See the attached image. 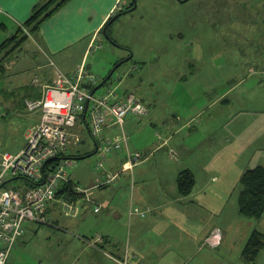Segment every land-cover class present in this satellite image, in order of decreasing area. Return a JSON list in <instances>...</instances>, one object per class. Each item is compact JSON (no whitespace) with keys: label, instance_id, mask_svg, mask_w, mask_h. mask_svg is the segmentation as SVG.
Masks as SVG:
<instances>
[{"label":"rangeland","instance_id":"1","mask_svg":"<svg viewBox=\"0 0 264 264\" xmlns=\"http://www.w3.org/2000/svg\"><path fill=\"white\" fill-rule=\"evenodd\" d=\"M72 1L76 8L90 2L94 3L99 12L104 7V3L99 0ZM129 1L127 6L122 1L117 4L116 13L125 10L133 0ZM135 2V10L117 19L107 30L115 44L102 32L91 53L84 58L83 63L87 68L95 63V70L92 72L99 85L118 62L131 57L97 93L128 90L131 93L119 94L120 100L133 94L147 109L148 106L155 109L158 118L152 123L156 122L154 125L158 126H153L148 118L141 121V125L148 128L147 132L153 138V143L159 141L158 135L165 133L162 125L169 126V132L174 134L178 125L186 123L194 131L199 123L200 128L203 125L211 126L205 130L207 132L218 129L215 133L216 140L223 142L226 139V125H234L237 118H242L240 112L252 117L257 122L256 128L260 129L259 125L264 124V0ZM77 20L78 18H72L70 14L67 19L59 18L57 25L63 22L76 23ZM12 28L9 24L7 30L0 29V43L7 39L9 32L15 31ZM24 29L29 34L27 40L4 60L5 64L9 63L6 83L9 86L6 90L9 91L28 81L30 83L36 73L30 60L37 56L33 39L38 34L41 36L43 29L40 27L31 33ZM21 48H24L22 52ZM70 52L73 59L68 63L70 66L65 68L73 67L75 61L81 60L79 49H71ZM2 87L3 83L0 82V89ZM20 90L22 88L16 89L14 95H8L12 99L0 94V151L3 152L16 154L23 148L26 135L36 118L37 113H28L25 103L19 102L23 98ZM227 100L229 101L226 102ZM229 102L233 104L229 105ZM172 125L175 127L172 128ZM76 131L81 137L80 140L85 139L87 143L80 152L79 142L74 148L77 150L69 151V154L92 155L76 160L77 164L68 174L73 183L81 189H87L98 184L103 170L111 172V165L107 159L103 168L96 170L95 166L100 161L98 143L94 141L97 153H93L94 143L84 123H79ZM194 131L187 137L188 140L193 141L198 137L199 133L195 134ZM175 136V140L186 138L185 133ZM251 153L233 156L235 160H232L230 153L224 157L228 161L220 160L221 171L218 167L211 169L206 175L211 191L199 196L201 201L198 200L197 203L199 207L196 209V224L200 221L203 229L210 228L208 236L219 230L225 236L226 243L216 250L203 248L201 264H248L240 255L249 236L253 231L264 235V215L259 220H249L239 214L240 178L246 170L259 164L257 158L248 157ZM121 168L119 165L113 172L120 171ZM133 168L134 166L130 171ZM148 171L151 172L150 169ZM146 174L150 176V173ZM213 176L217 178L212 181ZM153 178L155 179L154 176ZM120 180L116 181V185L114 183L116 187H119ZM22 183L26 181L14 179L8 187H18ZM158 199L159 196L154 203ZM79 206L81 211L77 218L65 217L57 211L59 222H54L52 226L27 225L24 237L13 247L7 264H73L74 258L77 260V257L83 259L86 256L76 254V249L67 243L68 239L80 236L95 238L107 233L106 231H110L111 235L123 236L124 233L127 236L130 228L134 229L127 226V223L136 218L129 216V206L121 211L122 217L118 220L124 222L120 224L121 227L114 226V212L109 213L108 220H104L107 214L104 210L100 213L94 212V209L100 207L98 202H79ZM173 209L175 213L180 212L177 206ZM148 212L147 218L161 215L166 220L177 219L178 222L184 214L182 211L175 215L169 211L162 212L161 209ZM169 230L172 235L177 231L175 227H170ZM219 244L220 242L218 246ZM142 261L147 263L146 260ZM157 261L151 259L148 263L155 264ZM196 262L197 259L193 264ZM253 264H264V250Z\"/></svg>","mask_w":264,"mask_h":264},{"label":"crops","instance_id":"2","mask_svg":"<svg viewBox=\"0 0 264 264\" xmlns=\"http://www.w3.org/2000/svg\"><path fill=\"white\" fill-rule=\"evenodd\" d=\"M46 1L0 0V29L5 31L10 24L13 27L12 29L15 30L14 32H9L7 39L16 35L21 28L23 31L21 35H29L25 32L24 23L31 17L35 7ZM99 1L104 3L101 12L97 11L98 9H96L93 2L76 8L71 0L40 25L41 29H43L42 35L39 36L38 34L33 39L35 43L33 47L37 49V56L33 59L29 57L32 61L31 66L36 72L30 83L28 81L22 85H18L11 89L12 91L6 90L9 87L8 85L6 86L9 77V72L7 71L9 63L5 64V59H2L3 55H0V82L3 83V87L0 89L1 96L5 94L8 99H12L8 95H14L16 89L22 88L20 91L23 93V98L20 99V103L24 104L27 99L39 98L42 95L43 88L51 84L55 79L56 69H59L66 75H71L80 67H84L87 74L95 77L92 72V70H95V63L87 68L83 63L84 58L91 53L107 20L116 13L118 9L116 7L117 4L122 1V4L125 2L127 6L130 3L129 0ZM70 14L72 18H78L76 23L71 22L69 24L63 22V24L57 25L59 18L67 19L70 17ZM47 32L48 34H46ZM71 49L74 51L79 49L82 54L81 60L75 61L73 67L65 68L70 66L68 63L73 59L70 52ZM23 50L24 48H21V52ZM5 92L8 94L6 95ZM126 93L131 92L123 90L118 94L125 95ZM230 104H233V102H229ZM148 110V114L144 117H128L125 120L123 130L127 137V148H124L122 151H112L107 157L112 173L108 170H103L101 180L107 178L109 175L118 173L117 179L111 184L92 189L90 197H85L84 195L76 196L72 201H67L63 196H57V199L49 205L48 214L53 218L54 222L58 223L57 211L60 214L63 213L65 217L77 218L81 211L79 202H98L100 209L98 212H95L94 209V212L100 213L103 210L107 212L104 220H108L110 217L109 213L114 212L115 227L118 225L121 227L120 224H124V222L118 220L122 217L121 211L128 206L129 209L139 208L146 212L161 209L162 212L169 211L175 215L183 211L182 220L179 222L177 219L166 220L161 215L151 218H140V216L134 215L136 217L135 220L131 218L133 221L130 219L129 221L132 222L127 223L128 227L132 226L134 229L131 230L130 228L127 236H124V233L123 236L118 234L111 235L110 231H106L107 233L101 236L97 235L95 238L86 236L70 238L67 243H70L71 248L76 249V254L86 256L83 259L77 257L76 260L74 258L73 264H77L78 262L81 264H119L118 262L145 264L142 260H146V264H149L148 260L151 259L158 260L155 264H193L196 259V264H201L200 258L204 251L203 248L209 247L216 250L226 243L225 236L221 235L219 246L212 247L206 243V238L211 229H203L200 221L196 224V217L198 218L196 216V209L199 207L197 203L198 200L199 202L201 201L199 196L203 195L202 193L205 194L211 191V185L207 181L206 175L211 169H218L219 167L218 170H220V163H222L220 160L228 161V158L224 159V157L230 153L232 154V160H235L236 158L233 159V156L238 157L240 154L252 152L251 156L249 155L248 157L252 159L257 158L258 166L264 167V124L259 125L260 129H257L255 125L257 122H254L252 117H248L245 113L240 112L242 118H237V122L234 125L232 123L226 125V139L223 142H221L222 140L219 142L216 140L215 133L218 129L207 132L205 130L211 126L203 125L200 128L199 123L198 127H196L197 130L194 131L193 127H190L186 123L182 126L178 125L174 134L169 132V126L162 125L161 128L164 130L165 135H158L157 139L159 141L153 143V138L147 132L148 128L141 125V121L148 118L153 126H158L154 125L156 122L152 123L158 118L156 110L151 109L149 106ZM38 119L39 114H36V118L32 124H35ZM173 127L175 125H172ZM193 131L195 134L199 133V135L195 140L190 141L187 137ZM181 133H185L186 138L175 140L177 139L175 135L178 136ZM119 134L120 128L117 126L109 125L105 129V136L108 138ZM91 141L94 143L93 153H97L95 148L96 143L92 139ZM86 143L87 141L82 139L79 148L80 152ZM76 150L73 149L72 152ZM127 151L142 155L138 164L134 165L132 171L121 172V170H118L117 172H113L119 168V165L121 168L122 164L126 162L128 158ZM86 154L92 155V153H84L83 155ZM75 156L76 154L73 153L74 158ZM148 169L151 170L152 174ZM184 170L192 172L195 179L193 191L187 197H181L177 190V176L179 172ZM127 172H129V175ZM146 172L150 173L149 177ZM126 174L128 176H125ZM215 178L217 177L213 176L211 178L212 181ZM118 180H120V185L116 187V181ZM93 186L95 185L90 186V188ZM158 196L160 199L154 203V200ZM66 203L73 205L72 211L68 212V208L65 207ZM174 206H177L178 209L180 208L178 210L180 212L175 213ZM129 216L133 217L130 214ZM29 224L27 223L26 226ZM170 227L177 229L173 235L169 233ZM98 236L100 237L99 241L97 239ZM242 252L240 256L243 259Z\"/></svg>","mask_w":264,"mask_h":264},{"label":"built area","instance_id":"3","mask_svg":"<svg viewBox=\"0 0 264 264\" xmlns=\"http://www.w3.org/2000/svg\"><path fill=\"white\" fill-rule=\"evenodd\" d=\"M80 67L75 73L66 75L59 69L55 79L43 88L41 97L25 100L28 113L39 114L38 121L29 129L26 143L16 154L0 151V264H7L13 247L24 237L26 224L54 225L48 214L49 205L57 199V193L73 182L68 171L77 163L69 155L82 140L76 128L84 123L85 128L98 143L100 161L96 170L103 168L112 151L127 148V137L123 127L128 117H143L148 109L135 95L123 100L115 90L91 93L87 86H96L93 75ZM109 125L120 128V134L108 138L105 129ZM121 172L130 171L141 159L140 153L128 152ZM117 174L109 175L95 186L81 189L74 185L76 194L90 197L94 188L113 183ZM14 179L26 183L8 187ZM68 212L73 205L66 203ZM100 207L95 209L98 212ZM131 216L146 217L147 212L131 208ZM98 241L100 237H97ZM221 239L219 230L206 238V243L217 247ZM127 264V262H120Z\"/></svg>","mask_w":264,"mask_h":264},{"label":"trees","instance_id":"4","mask_svg":"<svg viewBox=\"0 0 264 264\" xmlns=\"http://www.w3.org/2000/svg\"><path fill=\"white\" fill-rule=\"evenodd\" d=\"M71 0H47L43 4L36 6L32 12L31 17L24 23L29 33L36 31L40 28V25L52 15L57 13L63 6L69 3ZM188 1V0H179ZM134 1L125 9L132 8ZM123 10V11H125ZM123 11L117 12L115 15L122 13ZM114 15V16H115ZM110 17L105 23L103 30L105 29V35L109 41H115L109 36L107 30L117 19L110 23L112 18ZM122 16V15H121ZM102 30V32H103ZM22 28L18 30L16 35L6 39L0 44V55H3L2 59H5L9 54L17 51L21 45L27 39V35H21ZM131 60V58H130ZM129 60V61H130ZM97 86V85H96ZM96 86H87V88L93 90ZM91 154L79 156L76 154L75 159L81 160L84 157H89ZM177 190L181 197L189 196L195 186V179L192 172L184 170L179 172L177 176ZM75 183L70 182L65 185L63 190L57 193V196H63L67 201H72L76 198V194L72 187ZM238 206L240 216L246 219L259 220L264 215V167L257 166L252 169L246 170L240 178V192L238 197ZM264 250V235L258 231H253L249 236L246 245L242 252L243 260L246 263L253 264L258 258L260 252Z\"/></svg>","mask_w":264,"mask_h":264},{"label":"water","instance_id":"5","mask_svg":"<svg viewBox=\"0 0 264 264\" xmlns=\"http://www.w3.org/2000/svg\"><path fill=\"white\" fill-rule=\"evenodd\" d=\"M134 1V5H133V7L132 8H130V9H128V10H126V11H124V12H122V13H119V14H117V15H115L113 18H112V20L110 21V23L111 22H113L115 19H117V18H119V17H121V15H125V14H127V13H131L132 11H134L135 10V8H136V2H135V0H133ZM103 33L105 34V29L103 30ZM112 44H115L113 41H110ZM130 58L131 57H129V58H127V59H123L122 61H120V62H118L113 68H112V70L109 72V74L106 76V78L104 79V80H102V82L99 84V85H97L93 90H92V94H94L98 89H100V88H102L110 79H111V77H112V75L114 74V72L121 66V65H123L124 63H126V62H128L129 60H130Z\"/></svg>","mask_w":264,"mask_h":264},{"label":"bare ground","instance_id":"6","mask_svg":"<svg viewBox=\"0 0 264 264\" xmlns=\"http://www.w3.org/2000/svg\"><path fill=\"white\" fill-rule=\"evenodd\" d=\"M70 155V154H69ZM71 156V155H70ZM72 158H74L73 156H71Z\"/></svg>","mask_w":264,"mask_h":264}]
</instances>
